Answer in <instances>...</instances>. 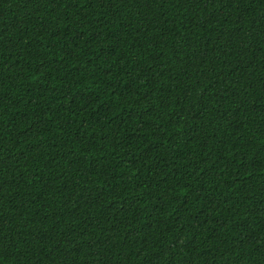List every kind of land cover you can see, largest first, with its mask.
I'll list each match as a JSON object with an SVG mask.
<instances>
[{
  "label": "trees",
  "instance_id": "obj_1",
  "mask_svg": "<svg viewBox=\"0 0 264 264\" xmlns=\"http://www.w3.org/2000/svg\"><path fill=\"white\" fill-rule=\"evenodd\" d=\"M0 264H264V0H0Z\"/></svg>",
  "mask_w": 264,
  "mask_h": 264
}]
</instances>
